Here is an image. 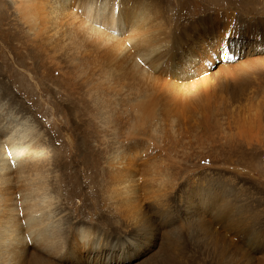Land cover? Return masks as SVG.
I'll return each mask as SVG.
<instances>
[{
  "label": "rangeland",
  "instance_id": "obj_1",
  "mask_svg": "<svg viewBox=\"0 0 264 264\" xmlns=\"http://www.w3.org/2000/svg\"><path fill=\"white\" fill-rule=\"evenodd\" d=\"M149 1L158 7L160 16L149 22L148 31L144 33L156 40V37L168 35L170 42H175L177 48L170 53V49L167 50L164 55L159 53L158 56H162V60L152 61V57L157 56L154 50L142 54L134 49V40L127 38L129 41L126 39L125 44L117 50L116 56L121 58L126 66L139 64L152 78H158L156 87L152 89L153 100L151 104H146L147 108H154L156 112L155 120L150 122L152 128H163V139L178 141L180 144L189 145L190 148L183 151V155L178 154V163L171 168L173 174L167 179L164 174L170 153L162 150L159 156L152 155V162H147V152H143V146H146L145 134L137 137L142 141L139 142L138 148L141 152L126 157L123 162L126 170L122 173L125 179H130L127 186L132 187L129 189L136 188L138 192L137 197L130 195L132 209H135V217L128 221L132 229L122 227L124 222L121 214L115 213V217L111 216L112 210L107 209L105 198L99 197L94 204L84 201L83 197H80L83 194L82 187H76L77 194L71 197L73 203L66 207L70 213L69 221L89 231L95 228L106 233H116L118 229L128 232L125 238L128 242L122 241V245L111 243L115 257L108 258L109 260L103 258L108 264H129L130 261L137 264L145 257L158 258L159 256L155 255L160 254L164 235L167 234L165 232L169 229L178 230L180 246L189 250L190 260L198 264H264V242L261 241L263 237L258 235L261 231L251 228L247 221L237 222L230 228L234 230L231 231L225 227L230 224L226 219V212L222 211L218 215L219 220L213 217L210 220L211 230L216 233L220 244L226 243L230 254L229 258L223 260L212 253L203 252L204 238H192L180 228L182 226L179 227L183 220L193 217L190 219L195 227L190 229L189 233H199L200 219L195 215L190 216L188 211L192 210V206L197 202L202 204L197 189L206 185L218 187L251 216L257 217L262 213L264 222V56L254 59L262 65L261 74L247 76L239 85L228 80V71L222 68L230 66L233 67L229 69L230 72L240 73L241 65L246 61L233 64L234 61L242 55H256L252 52L246 53L243 48L245 40L252 39L251 32L257 29L259 22L264 26V6L250 5L247 0H183L186 8L188 7L189 17L176 24L172 15L162 8L168 5L162 6V0ZM167 1L171 13L173 11L175 14L177 8L171 4V0ZM80 2L82 0H76L75 6ZM125 4L127 9L122 11V20L125 16L128 17L129 10L133 7L126 1ZM17 8L21 10V0H0V131L7 133L1 140L11 137L12 142L17 143L18 133H21L20 130L27 119L30 124H36L34 125L39 133L47 136L44 138L48 146L62 148V152H66L75 145L87 144L90 149L97 150L101 144L98 143L97 124L105 112L110 111L104 108L98 115L93 95L97 83L102 78L101 71L105 70L107 54L101 58L97 51L94 54L89 53L86 55L89 62L84 61L81 70L75 69L56 51L51 41L33 35L31 27L16 14ZM44 13L51 12L48 5L41 2L37 6V14L39 16ZM208 14L213 16V21L206 19ZM202 20L203 23L212 25V34L203 35L202 25L196 31H190L192 26H197ZM221 25L224 28L227 25V28L217 30ZM217 32L218 39L225 37L227 44L230 40H238L237 43L229 45L231 50H227V56L218 53L220 47L217 45H214V49L208 54L209 42L218 35ZM241 33L244 34L243 37L239 36ZM116 37H122L120 32ZM214 50L215 59L211 57L207 66L195 71V77L191 81L176 78L191 72L192 68L178 73L174 79L173 73L168 72L176 63L187 59H205L214 53ZM91 59L93 61L90 62ZM164 62L168 64L167 71L162 69ZM117 74L118 76L114 73L111 77H104L106 81L110 79L115 88L109 92L108 98L120 100L123 95L128 96L127 94L133 97V87L124 72ZM168 75L172 77H167ZM115 109L127 113L128 106H117ZM174 113L181 114L182 118L173 119ZM119 126L123 128L124 124ZM119 133L121 134L120 131ZM103 135L111 138L106 133ZM122 136L121 134V140ZM10 146L11 144L5 146L6 150ZM48 146L47 154L50 150ZM125 147L128 148L126 145ZM21 197V193L16 192V205L19 206H16V209L24 206ZM156 197L161 202L163 200V205H157ZM218 210L216 209L214 214L220 211ZM98 212L103 214L102 219L98 217ZM204 212L209 217L212 209L198 210L197 214ZM138 216L143 221L153 223V231L151 236H148L149 241L140 238L143 243H140L139 248H133L132 243L136 238V232L133 230L134 219ZM172 216L174 222L165 226L168 220L163 218L170 219ZM233 216L234 213L230 211L229 218ZM111 224L117 225V228ZM120 232L115 234L118 240ZM68 234L65 231V238ZM122 246L127 250L126 255L122 252L118 254ZM107 247L108 244L102 245L100 250ZM58 261H61L60 258Z\"/></svg>",
  "mask_w": 264,
  "mask_h": 264
},
{
  "label": "bare ground",
  "instance_id": "obj_2",
  "mask_svg": "<svg viewBox=\"0 0 264 264\" xmlns=\"http://www.w3.org/2000/svg\"><path fill=\"white\" fill-rule=\"evenodd\" d=\"M125 1L132 4L133 7L131 6L128 17L125 16V19L122 20L120 17L126 8ZM247 1L250 5L262 4L264 6V0ZM41 2L48 5L51 13L38 16L37 6ZM75 2L76 0H21V10L17 8L16 14L21 21L31 27L34 36L51 41L56 51L65 57L75 69L81 70L84 61L89 62L86 56L89 53L94 54L97 51L101 54V58L107 54L108 58L104 63L105 70L101 71L102 78L100 81L98 79L97 85L94 83L97 87L94 90L95 94L93 93V101L99 111L98 115L104 108H108L110 111L105 112L97 124L99 126L98 143L102 145L100 144L97 150H92L87 147V144H79L62 152V148L46 145L47 136H43L42 132L39 133L35 127L36 124H30L27 119H25L26 125L24 124L20 130L21 133H18L17 143H13L11 137L1 140L6 137L7 133L0 131V264H108V261L105 260L115 257L113 255L115 252L111 249L113 247L110 246L111 243L122 245V241L128 242L125 239L128 232L125 229H118L113 234L111 231L106 233L95 228L89 231L82 226L72 224L69 221L70 213L67 212L66 207L73 203L71 197L77 194L76 187H82L83 194L80 197H83L84 201H89L87 203L94 204L99 197L105 198L107 209L112 210L111 216L115 217V213L121 214V219L124 222L122 227L125 226L128 230L132 229V225L128 221L135 217V209H132L130 195L137 197L138 192L136 188L129 189L132 187L127 186L130 179H125L122 173L126 170V167L123 166L126 157L129 154L134 156L138 151L141 152L138 148L140 147L139 142L142 141L137 137L145 134L146 146H143V152H147L149 158L147 162H152V155L159 156L162 150H167L170 153L171 156L166 163L167 168L164 174L167 179L173 174L171 168L178 163V154L183 155V151L190 148L187 144L163 139L165 134L163 128L162 130L156 128L157 131L152 128L150 122L155 120L156 112L154 108V111H151L153 109L150 107L147 108L146 104H151L153 100L152 89L156 87L158 78H152L139 64L126 66L125 62L116 56L117 50L125 44L127 38L134 40V49L142 54L154 50L157 56H153L152 61L162 60V56H158L159 53L164 55L167 50L170 49V53L177 48L175 42H170L168 35L162 38L156 37V40L144 33L148 31L149 22L154 18H159L158 7L149 0H82L76 6ZM171 4L177 8L175 14L173 11L171 13L168 1L162 0V6L168 5L162 8L172 15L176 24H180L181 20L189 17L188 7L186 8L187 5L183 0H171ZM206 19L210 22L214 20L211 14H208ZM202 23L203 20L196 24L197 26L191 25L190 31H196L202 25L203 35L212 34V25ZM223 25L218 26L217 30H225L227 25L225 28ZM119 32L122 37H116ZM217 33V36L213 34L214 37L209 39L208 54L214 49V45H217L220 47L218 53L227 56V50H231L230 46L237 43L238 40H230L227 44L225 37L218 39L219 32ZM251 35V40L242 38L245 40L243 49L246 53L252 52L256 55H242L234 61L233 64L246 61L241 65L240 73L230 72L229 69H233V67L222 66L225 71H228L227 79L234 82L235 85H239L241 80L247 76L260 75L263 71L262 65L254 59L264 56V47H262L264 45V26L259 22L257 29L251 32ZM239 36L243 37L244 34L241 33ZM213 52L205 59H187L176 63L168 72L173 73L174 79L178 73L192 68L191 72L185 73L181 78H176L177 80L191 81L195 77V71L207 66L211 57L215 59L216 50ZM91 61L93 60L91 59ZM167 66V63L162 66L163 71H167ZM222 68L220 69L222 70ZM120 71H123L124 76L130 81L134 90L133 97L127 94L128 96L123 95L120 100L113 99L112 96L110 99L108 94L115 88L112 81L110 82V79L106 81L104 77H111L114 73L118 76L117 72ZM158 76L160 77V74ZM167 77L172 76L168 75ZM215 80L218 81L217 77ZM116 82L114 81V83ZM125 98L130 101V104L125 101ZM126 105L128 106L127 113L115 109L117 106L122 108ZM176 118H182L181 114L174 113L173 119ZM120 124H124V127L120 128ZM119 131L123 135V140H121ZM104 133L111 138H106ZM9 144L12 149L6 150L5 146ZM46 146L50 149L49 154L46 152ZM86 183H88L87 187ZM84 187H86V191ZM197 190L202 204L197 202L188 213L190 216L195 215L200 219L198 221L199 233H189L190 229L195 227L190 219L193 217L183 220L179 227L182 226L180 228H183L192 238L202 237L205 239L202 247L203 252L212 253L221 260L230 257L226 243L220 244L216 233L211 230L210 220L212 217L219 220L218 215L222 211L227 213L226 219L230 223L225 226L227 229L231 230L230 228L237 222L247 221L251 228H258L261 231L258 232V235L263 237L261 241L264 242L262 213L257 217L251 216L245 208L229 199L214 185L200 186ZM16 192L21 193L23 208L16 209L18 206L15 200ZM103 198L100 199L101 202ZM155 202L157 205H163V200L161 202L157 197ZM129 209L132 211H124ZM208 209H212L209 217L205 212L197 214L198 210ZM216 209L220 211L218 210L219 212L214 214ZM230 211L234 213L231 218H229ZM99 212L98 217L102 219L103 214ZM139 215H142L140 211ZM173 216L170 219L163 218L168 220L165 226L174 222ZM113 227L117 228V225ZM133 230L136 232V238L132 246L139 248L140 243H143L140 238L150 240L153 223L143 221L138 216L134 219ZM65 231L69 233L67 238H65ZM119 232L120 239L118 240L115 234ZM165 233L167 234L164 235L160 254L155 255L159 257L156 259L145 257L137 264H198L190 260L189 250L180 246L178 230L169 229ZM110 234L113 235L109 237ZM250 235L253 236V233L250 232ZM107 244L106 249L100 250V246ZM124 249L122 246L118 254L122 252L126 255L127 250ZM56 258H60L61 261ZM129 264H132L131 261Z\"/></svg>",
  "mask_w": 264,
  "mask_h": 264
}]
</instances>
